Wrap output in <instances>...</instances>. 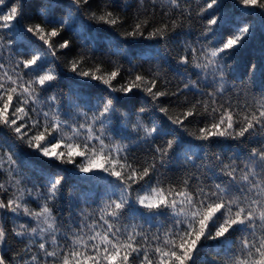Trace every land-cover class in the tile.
Masks as SVG:
<instances>
[{"label": "snow or ice", "instance_id": "obj_1", "mask_svg": "<svg viewBox=\"0 0 264 264\" xmlns=\"http://www.w3.org/2000/svg\"><path fill=\"white\" fill-rule=\"evenodd\" d=\"M170 4L183 15L177 0ZM3 6L5 0H0ZM235 6L243 9L242 15L259 17L264 37V0H236ZM118 7L116 0H104L96 9H92V0H12L0 12V172L8 175L7 186L0 183V264H9L4 249L12 238L29 241L18 255L22 264H199L209 241L226 256L211 264H264V39L259 62L250 54L257 24L236 21L232 13L221 12L220 0H204L197 13L205 20L200 36L195 45L181 42L182 51L175 57L167 54V48L154 50L155 54L142 52L140 59L157 61L143 71L132 62V51L113 47L104 39L109 49L102 54L124 57L130 66L125 68L109 58L110 72L98 74L102 72L99 65L95 71L83 69L95 52L102 51V44L97 43L101 34L124 23ZM65 8L67 16L62 14ZM85 8L90 11L88 23L82 27L88 35L77 43L66 38L65 29L71 19H80ZM38 17L43 23L32 22ZM177 26L172 20L171 30ZM149 27L138 18L130 31L122 33L125 42L146 38L159 43L169 36L168 24ZM21 37H27L24 47L18 43ZM77 47L81 51L76 56L66 62L59 60L58 52L67 56ZM159 61L180 74L181 94L196 91L211 104L196 101L179 116L171 115L161 98L177 93L167 91ZM229 61L241 66L260 90V99L254 104L216 103L226 91V70L235 71ZM5 62L11 67L5 68ZM67 72L76 82L69 92H53L42 99ZM201 84L214 90L205 92ZM81 89L96 91L85 95ZM196 116L209 122L197 133H189L185 122ZM214 138H253L259 146L246 154L224 157L211 152L205 157L209 152L206 143ZM136 141L152 144L150 162H128L129 144ZM21 146L53 165H72L73 174L82 181L103 177L107 199L98 209L99 217L81 211L75 227L61 232L53 208L58 210L65 195L67 177L49 171L43 175V187L37 186L21 172V165L27 166ZM205 158L209 164L200 167L211 173L208 179L218 183H206L195 173L174 183L156 179L157 165L184 159L191 160L199 171L195 159ZM29 200L39 210L30 208ZM161 216L171 225L159 223L156 218ZM152 227L157 229L155 233Z\"/></svg>", "mask_w": 264, "mask_h": 264}, {"label": "trees", "instance_id": "obj_2", "mask_svg": "<svg viewBox=\"0 0 264 264\" xmlns=\"http://www.w3.org/2000/svg\"><path fill=\"white\" fill-rule=\"evenodd\" d=\"M103 2L104 0H92V9L98 8V6ZM11 3L12 0H5V6L0 7V12L6 11L7 7L11 6ZM65 3H67V0H65ZM116 3L119 5L116 11L120 12L124 23L122 25H117L116 29H114L112 32L101 34V41H98L97 43L98 45L102 44V51L95 52L93 60L86 61L83 69L91 68L93 71H95V66L99 65L102 69V72L98 74L110 72L112 68L111 65L108 64L109 58L113 61H118L119 63L123 64L125 68H128L130 66L129 61L124 57H109L102 54V52L108 51L110 43L113 47L118 46L122 49H128L132 51V62L139 64L141 69L146 71L150 67L155 66L157 61L142 60L140 59V53L152 52L155 54L154 50H163L167 48V54L171 57H175L179 52L182 51L180 46L181 42L187 41L195 45L197 37L200 36V33L203 30V24L205 23V20L197 15V13L200 11V8L204 4V0H177V3L180 4L181 9L183 10V15H181L180 10H176L171 6L170 0H116ZM220 4V11L232 13L234 20L255 22L257 24V35L252 41L250 54L257 62H259L260 41L261 39H264L260 32L259 17L255 15H242L243 9L235 6L236 0H220ZM89 11L90 9L85 8L84 14L80 16L79 20L73 18L69 21L70 27L65 29L67 32L66 38L73 39L78 43L81 38L88 35L86 28H83L82 25H86L88 23L87 13ZM60 14L61 13H57V15ZM62 14L67 16L66 8L63 10ZM138 18L148 22L150 26L148 30L159 28L164 24H168L169 36L164 40H160L159 43H157L155 40H148L146 38L138 39L131 44L126 43V38L122 35V33L125 31H130L134 24L138 22ZM172 20H176L178 25L175 31L171 30ZM32 22L43 23V18L38 17ZM26 23H29V21H26ZM104 39H107L109 43H103ZM26 40L27 37H21V39L18 41L19 46L24 47ZM201 42L203 43V41ZM79 51H81V49L77 47L73 52L68 53L67 56H65L63 52H58L57 56L61 62H66V60L76 56L77 52ZM248 54L249 53H245V55ZM3 55L5 58H7L9 53L6 51L3 53ZM229 63L233 64L235 71H233L232 68L226 70V91L223 96L217 97L216 103L221 104L226 100H231L233 106H235L237 103L243 105L246 101L249 104H254L256 100L260 99V90L249 81L248 76L244 74L243 68L241 66L237 65L233 61H229ZM159 64L163 70V78L167 81V91L169 93H177V95L174 96L170 95L161 98L162 105L169 107L171 115L179 116L182 111L196 103V101H208V103L211 104L209 98L207 96L200 95L199 92L185 90L181 94L179 90L183 89V81L180 74L176 71H173L167 63H164V61H159ZM59 66L60 65H58V67ZM10 67V63L5 62V68ZM72 76L73 74L71 72L65 73L62 79L56 82V86L47 94L42 96V99H46L47 95H51L53 92L66 95L69 92L70 86L76 83L71 79ZM192 79H196L194 74L192 75ZM157 86L160 87L161 90H164V86H162L161 83L158 82ZM200 87L203 88L205 92L214 90L213 88L205 87L204 84H201ZM81 91H83L85 95H94L96 90L81 89ZM47 110V108L44 109V111ZM121 110L126 111V109L123 107H121ZM199 110L201 112L203 111L202 108ZM33 118L36 117L33 116ZM134 119L135 117H133V120ZM142 119H144L145 123H147L146 117H142ZM208 122L209 121L207 118L196 116L195 118L189 117L185 123L187 124L189 133H197L198 129L203 127L204 124ZM66 135H70V133H66ZM117 139H119V137ZM133 139L135 140V136ZM105 143L107 144L108 141H105ZM123 143H128V141L125 140ZM156 143H160V141H156ZM199 143L203 142L198 141L197 144ZM258 146L259 143L253 138L243 141L214 138L212 141L206 143V147L209 149V152H206L203 155L206 157L211 152H220L224 157L235 156L237 153L246 154L248 149ZM129 147L131 148V152L129 153V163L133 161H139L140 163H144L145 161L150 162L154 155L152 144L149 142L136 141L135 143L129 144ZM194 147L196 146L194 145ZM20 150L23 153L25 161L27 162V166L21 165V172L23 173L24 177L34 181L37 186L41 188L43 187V175H46L49 171L53 173L63 172L67 177L65 195L57 206L58 210L57 208H53V215L57 217V223L61 232H66L70 228L75 227L74 221L78 218V214L81 211L86 210L87 212L93 213L95 217H99L100 213L98 209L107 199V197L104 196L106 184L103 177L97 176L90 178L87 181H82L78 176L73 174L72 165H53L51 161L38 157L34 152H31V150L27 149L26 147L21 146ZM196 151L199 153V148H196ZM242 158L243 157H241V159H237L236 163L240 164ZM195 164L197 167H199V171H196V169L193 167V162L191 160H173L171 162H166L164 167H159V165H157L159 171L155 174L156 179L174 183L177 179H181L185 176H190L195 173L196 176H199L200 179L204 180L206 183L219 182L218 180L214 181L213 179H208V177L211 176V173L207 172L205 168L200 167L201 165L209 164L208 159H195ZM37 173H41V175L38 176ZM16 178L20 179V177ZM0 183H4L5 186H7L8 175L6 171L0 172ZM190 183L195 186L196 182L190 181ZM22 186L31 188L32 184L29 183L23 185L22 183ZM152 186H156L155 182H153ZM161 186L166 187L167 185ZM70 194H74L75 197H79L80 199H73L72 195ZM140 194L143 195L144 193L141 192ZM28 206L34 210H39L36 203L30 200L28 201ZM69 217H71V219H69ZM156 220L159 223H163L168 226L171 225V221L163 216L157 217ZM137 223H143V221H137ZM8 226H12L11 218H9ZM144 227L147 229L149 226L145 224ZM156 230L157 229L155 227L151 228L152 233H155ZM57 238L59 239V237ZM60 242L63 243V241ZM28 243L29 241L27 240L21 241L16 238H12L8 241L7 247L4 249V254L9 264H22V262L18 259V255ZM214 259L225 260L226 256L222 249L216 248L215 242L209 241L208 246L201 252L199 264H211Z\"/></svg>", "mask_w": 264, "mask_h": 264}, {"label": "rangeland", "instance_id": "obj_3", "mask_svg": "<svg viewBox=\"0 0 264 264\" xmlns=\"http://www.w3.org/2000/svg\"><path fill=\"white\" fill-rule=\"evenodd\" d=\"M0 74H2V73H0ZM10 74V73H9Z\"/></svg>", "mask_w": 264, "mask_h": 264}]
</instances>
